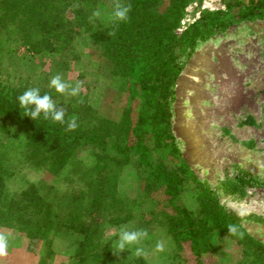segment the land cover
<instances>
[{
    "label": "trees",
    "instance_id": "obj_1",
    "mask_svg": "<svg viewBox=\"0 0 264 264\" xmlns=\"http://www.w3.org/2000/svg\"><path fill=\"white\" fill-rule=\"evenodd\" d=\"M97 1L0 0V27H8L10 37L17 35L15 39L26 44L31 52L61 51L79 28L104 49L116 73L135 77L141 97L133 123L128 114L120 121L95 116L94 123L86 115L88 120L80 123L79 117L78 128L69 132L65 131V125L51 120L41 117L33 121L24 116L25 110L19 107L17 97L27 89L26 85L23 82L12 85L9 87L12 95L4 96V82L0 80V136L13 137L6 142H9L7 156L3 158L0 149V200L8 198L6 207L0 209V220L17 236L13 240L15 244L9 247L8 263L34 264L47 233L52 238L61 232L75 238L73 264H118L113 257V242L102 243L98 232L102 225L116 227L126 223L133 217L134 208H140L145 201L143 195L119 196L112 171L113 166L125 163L128 152L135 149L139 161L148 169L146 176L151 178L150 182L153 180L155 186L163 187L169 197L160 206L162 209L156 208L150 213L158 212L166 222L172 244L169 251L163 252L172 261L170 264H181L185 244L194 264H202L210 247L223 236L234 238L246 255L254 256L252 263L264 264V244L248 234L235 216L223 208L215 192L192 173L183 159L171 168L151 154V149H166V155L178 153L171 131L170 102L174 97V81L183 67L180 56L190 54L199 39L225 28L234 17L240 20L264 17V0L228 2L227 12H206L180 35L176 34L175 27L189 0H127L132 5L130 19L119 24L111 36L108 35L111 26L98 31L89 20ZM237 5L240 8L234 16L231 10ZM6 47L7 39L0 37V52L6 51ZM81 108L83 105L79 106V112ZM69 117L66 114L65 119ZM128 133L135 138V148L121 142ZM147 136L152 138L150 146L144 143ZM86 147H97L99 152L94 163L85 167L75 156ZM107 147L112 152L105 151ZM19 152L32 161L35 159L46 171L58 173L60 181L68 179L70 187L65 190L60 187L59 192L49 194L33 184H25L18 191L6 193V179L13 173L6 164L10 156L18 157ZM188 189L193 193L195 210L174 202L179 193ZM229 224L240 225L244 238L229 235ZM47 248L54 254L50 245ZM56 255L50 264L61 263L58 257L55 260ZM122 259L126 261L124 264H130L129 255Z\"/></svg>",
    "mask_w": 264,
    "mask_h": 264
},
{
    "label": "rangeland",
    "instance_id": "obj_2",
    "mask_svg": "<svg viewBox=\"0 0 264 264\" xmlns=\"http://www.w3.org/2000/svg\"><path fill=\"white\" fill-rule=\"evenodd\" d=\"M236 1L247 3L249 0H189L181 11L176 34H182L206 12H227V3ZM238 8L239 5L231 10L232 15L235 16ZM96 9L102 10V17L92 25L95 30L103 31L109 25L111 0H98ZM234 18L225 28L213 30L207 38L199 39L190 54L180 56L183 67L174 81V97L170 102L171 131L178 153L166 155V149H151V154L160 157L157 159L171 168L183 159L192 173L215 192L223 208L235 216L248 234L264 244V17ZM0 37L2 40L6 38L8 45V53L5 50L0 52L4 96L12 95L10 86H19L23 82L27 89L39 87L41 94L49 93L65 108L66 114L80 117V123L88 120L86 115L90 116L92 123L95 116L120 121L128 114L130 123L136 120L141 97L135 77L116 73L104 55V49L89 40L79 28L75 29L69 43H64L63 49L55 53L31 52L26 44L15 39L17 35L10 37L8 27H0ZM178 51L177 47L175 53ZM56 73L63 74L65 80L73 83L76 80L84 82L75 101H71L74 97L58 94L49 88V80ZM80 105L83 108L79 112ZM12 131L17 133L14 129ZM9 136H0L3 158L7 156L8 138L13 139ZM17 136L21 137L20 134ZM151 139L149 136L144 138L146 146H150ZM121 142L135 148V138L129 133L124 134ZM105 151L112 152L110 147ZM98 152L97 147L82 148L75 158L85 167L90 166ZM137 153L135 149L128 152L129 159L120 166H113L112 171L119 196L134 198L143 195L145 201L140 208H134L133 217L121 226L102 225L98 237L102 243L113 242L115 250L122 226L146 229L149 235L141 243L145 252L143 257L135 256L134 248H130L113 252L114 259L118 264H124L126 261L123 262L122 257L129 255L130 264H170L172 261L164 252L162 255L155 250L158 242L163 243L164 251L170 250L172 242L166 222L158 212L150 213L156 208L162 209L160 206L169 197L163 187L155 186L153 180L150 182L151 178L146 176L148 169L139 161ZM17 156H10V162L6 164L13 172L6 179V193H13L25 184H33L49 194L59 192L60 187L63 190L70 187L68 179L60 181L58 173L46 171L35 159L23 157L20 152ZM177 196L174 199L177 205L189 210L197 208L191 190L182 191ZM7 203L8 198H2L0 209ZM140 214L143 216L139 217ZM0 231L9 233L10 245L15 244L13 240L17 236L2 220ZM48 245L57 254L54 258L58 257L60 264L75 262V238L59 232L52 238L47 233L34 264L42 260L45 261L41 264H50L54 254L48 252ZM182 258L181 264H194L187 244ZM202 260L204 264H254L255 257L246 255L234 238L223 236ZM0 264H9L7 256L0 258Z\"/></svg>",
    "mask_w": 264,
    "mask_h": 264
},
{
    "label": "clouds",
    "instance_id": "obj_3",
    "mask_svg": "<svg viewBox=\"0 0 264 264\" xmlns=\"http://www.w3.org/2000/svg\"><path fill=\"white\" fill-rule=\"evenodd\" d=\"M78 7V5H76ZM112 11L110 13L109 26L111 31L109 36L115 34V28L122 23L128 22L132 5L126 3L125 0H111ZM102 17V10L96 9L89 17L90 21H99ZM49 88L54 89L58 94L67 97H79L84 82L76 80L74 83L65 80L63 74L56 73L49 80ZM20 108L25 110L24 116L29 117L35 121L39 118L51 120L54 123L65 125V131H75L78 128L77 117L75 115L65 119L66 110L63 106L59 105L49 93L41 94L39 87H31L26 89L22 94L17 97ZM243 215V214H241ZM229 235L237 237L238 239L244 238V232L241 226L237 224H229L227 226ZM146 229H129L127 226H122L118 231V239L115 245V253H120L130 248H134V254L137 257H143L145 254L144 248L141 246L142 241L148 238ZM10 234L0 231V258L6 257L10 247ZM155 250L163 252L165 250L162 242L156 244Z\"/></svg>",
    "mask_w": 264,
    "mask_h": 264
},
{
    "label": "bare ground",
    "instance_id": "obj_4",
    "mask_svg": "<svg viewBox=\"0 0 264 264\" xmlns=\"http://www.w3.org/2000/svg\"><path fill=\"white\" fill-rule=\"evenodd\" d=\"M228 86V85H227ZM234 88V87H233ZM228 90H229V88H228ZM231 91V90H230ZM236 94V93H235ZM241 94V93H240Z\"/></svg>",
    "mask_w": 264,
    "mask_h": 264
}]
</instances>
